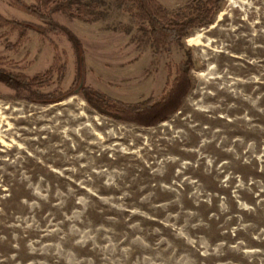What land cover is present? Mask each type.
<instances>
[{
    "label": "rangeland",
    "instance_id": "1",
    "mask_svg": "<svg viewBox=\"0 0 264 264\" xmlns=\"http://www.w3.org/2000/svg\"><path fill=\"white\" fill-rule=\"evenodd\" d=\"M100 1L99 21L52 16L81 41L83 86L159 99L185 49H155L126 9ZM202 1L158 0L169 14ZM0 13L30 26L18 41L0 29V65L33 76L57 54L65 71L40 91L68 93L30 102L0 83V264H264V0H223L191 32L192 89L150 128L74 94L67 38L11 0Z\"/></svg>",
    "mask_w": 264,
    "mask_h": 264
},
{
    "label": "trees",
    "instance_id": "2",
    "mask_svg": "<svg viewBox=\"0 0 264 264\" xmlns=\"http://www.w3.org/2000/svg\"><path fill=\"white\" fill-rule=\"evenodd\" d=\"M118 8L127 12L142 24V31L146 33L151 45L155 49L166 48L169 45L180 46L185 49L184 58L173 68V76L168 90L157 100L146 99L139 103L128 104L116 101L109 96L90 87H82L79 93L85 102L98 114L107 116L114 121L134 124L139 127L150 128L164 123L171 115L177 113L192 89V70L194 62L191 50L184 48V40L191 32L209 24L219 9L223 0H204L194 4L189 12L169 14L158 0H113ZM100 0H33L27 4L22 0H11V5L23 12L34 16L46 27L43 33L48 32L62 35L67 38L76 56L78 76L82 73L83 55L80 49L81 41L69 34L59 24L52 20L55 14H62L71 20L84 23L99 21L103 12L99 11ZM9 28L19 30V40L22 32L29 27L14 18H7L0 13V29ZM52 71L57 73L60 80L65 71V63L61 64L56 54L50 69L27 76L14 73L0 65V83L11 89L17 98L30 102L57 103L68 97V93H43L41 88L49 86Z\"/></svg>",
    "mask_w": 264,
    "mask_h": 264
},
{
    "label": "water",
    "instance_id": "3",
    "mask_svg": "<svg viewBox=\"0 0 264 264\" xmlns=\"http://www.w3.org/2000/svg\"><path fill=\"white\" fill-rule=\"evenodd\" d=\"M26 26L30 27L29 25L25 24ZM83 74L81 73V76H80V84H79V87L76 89L75 93L74 94H77L79 92V90L83 87Z\"/></svg>",
    "mask_w": 264,
    "mask_h": 264
}]
</instances>
